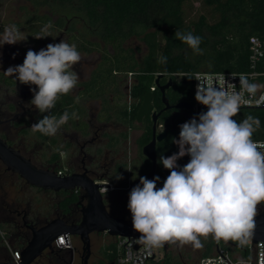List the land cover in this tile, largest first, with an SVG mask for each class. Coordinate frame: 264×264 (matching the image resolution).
Segmentation results:
<instances>
[{
  "label": "trees",
  "instance_id": "1",
  "mask_svg": "<svg viewBox=\"0 0 264 264\" xmlns=\"http://www.w3.org/2000/svg\"><path fill=\"white\" fill-rule=\"evenodd\" d=\"M24 1L26 5L20 7L19 16L10 22L28 36L24 43L35 47L52 38L33 37L46 23L51 22L53 37L63 36L64 41L74 44L80 54H98V60L88 77L79 80L72 92L62 96L48 113L59 117L65 111L69 114L75 111L79 119H70L55 136H44L31 131V125L45 115L35 110L25 132L28 135V149L38 151L40 155L36 157L37 153L30 154L29 158L39 168L55 164L56 171H65L71 167L62 160L61 152H74L76 155L72 142L74 136L78 134L84 139L97 125L103 127L100 129L102 141L91 144L88 152L94 156L90 168L103 175L91 178L105 180L114 187L127 190L141 176L146 177L151 169V161L142 154V147L152 138L153 121L150 116H145L140 123L136 122V113L144 95L151 93L153 109L158 113L156 133L167 130L165 138L157 141L155 148V177H160L157 182V188H160L169 170L159 163V159L178 151L173 140L179 138V125L207 109L165 108L158 86L171 80L164 91L168 104L187 102L193 105V73L201 70L248 71L249 37L264 34V0ZM175 31L191 32L200 37V53L178 39ZM133 39L144 47L140 58V48L129 45ZM30 86L36 88L35 85ZM94 101L97 103L95 110L87 104ZM248 115L260 120V128L252 139L264 140V109L240 108L234 119L239 122ZM90 122L93 127H90ZM133 129H139L141 134L135 140L136 156L130 158L128 140ZM186 157L177 161L180 167L185 165ZM28 195L29 210L39 220L51 219L56 209L71 217L73 204L80 197V194L62 191L56 203L55 195L31 186H28ZM79 218L80 215L75 220H64L76 223ZM114 239L111 237L99 248L94 264H116L119 251ZM199 239L202 246L198 247L196 261L217 245L242 257L249 256L247 243L241 244L235 240L217 242L212 235ZM16 250H21V244H17ZM48 257L50 264H69L71 258L67 250L59 248H54V253ZM187 257L189 259L190 255ZM183 263L181 255L167 250L160 260L148 262Z\"/></svg>",
  "mask_w": 264,
  "mask_h": 264
},
{
  "label": "clouds",
  "instance_id": "2",
  "mask_svg": "<svg viewBox=\"0 0 264 264\" xmlns=\"http://www.w3.org/2000/svg\"><path fill=\"white\" fill-rule=\"evenodd\" d=\"M51 28V22L46 23L33 37H53ZM175 36L200 53V37L179 31ZM27 37L15 24L8 25L0 32V48L25 42ZM80 60L76 46L62 39L38 52L29 49L22 64L4 71L21 84L36 86L30 88V103L45 115L31 125L33 133L55 136L70 119H79L75 111L59 117L48 113L77 86L74 66ZM222 79L223 86L197 84L194 98L207 110L179 125V138L173 140L178 151L160 157L159 163L169 170L163 186L157 188L159 176L151 180L141 176L129 193L133 230L148 249L177 242L201 247L199 237L209 235L217 242L245 244L252 236L257 206L264 202V144L252 139L260 128L259 118L248 115L238 122L234 117L242 103L251 102L244 93L255 98L257 106L264 105V84L250 83L241 74L242 91H237L235 84ZM186 155L190 159L180 167L177 161Z\"/></svg>",
  "mask_w": 264,
  "mask_h": 264
},
{
  "label": "water",
  "instance_id": "3",
  "mask_svg": "<svg viewBox=\"0 0 264 264\" xmlns=\"http://www.w3.org/2000/svg\"><path fill=\"white\" fill-rule=\"evenodd\" d=\"M170 84L171 80H168L166 84L158 86L162 93V102L165 108L177 110L203 109L200 107L196 109L194 105L187 102L169 105L164 91ZM151 97L150 92L144 95L136 113L137 123H140L145 116H150L153 121L152 138L142 147V154L151 161V169L146 176L149 180L155 177L156 142L161 141L167 134L166 129L156 133L158 113L153 109ZM260 108L264 109V105ZM0 160L9 170L19 174L20 177L32 186L53 191H72L74 189L82 191L78 200V204H81L78 222L68 223L62 217H55L39 228L29 226L31 237L27 245L20 251V259L17 262H0V264H32L44 251H53L52 243L60 235H63L65 245H69L66 234L78 237L82 245L80 264H88L91 254V233H107L111 237L139 238L140 234L133 230L131 217L114 216L107 211L102 189H108L110 187L109 182L94 180L86 171L59 176L54 171L39 169L29 159L23 157L19 151L11 148L1 139ZM248 240L252 243L264 241V210L257 211L255 227L252 236ZM169 244L165 243L162 247L166 249ZM72 260L73 255L70 258V261Z\"/></svg>",
  "mask_w": 264,
  "mask_h": 264
},
{
  "label": "flooded vegetation",
  "instance_id": "4",
  "mask_svg": "<svg viewBox=\"0 0 264 264\" xmlns=\"http://www.w3.org/2000/svg\"><path fill=\"white\" fill-rule=\"evenodd\" d=\"M2 31L3 29L0 27V32ZM1 51L4 52L5 57H11V63L12 61H15L16 64L19 65L20 62L12 56L13 51L11 47L9 48L8 45H4L2 48H0V52ZM6 70L7 69L4 71ZM12 81L14 82L13 85L11 84ZM20 88L27 89L26 94L28 92H33L29 90V88H33L30 85L21 84L19 81H16L13 77L9 76L5 72L0 71V139L11 148L19 151L23 157L31 161L28 155L37 153L36 157H39L40 154L38 151L28 149V135L25 131L29 128L32 118H30L31 113L23 106L26 94L25 91L22 89L20 90ZM16 93L18 95L19 93L22 94L20 100L15 99L14 96L17 95ZM35 110L36 109L34 108L33 114ZM90 127H93L91 122ZM100 129H103V127L100 128L96 125V128L91 131V134L84 139H81L78 134L74 136L72 142L75 145L76 155L74 152H61L62 160L66 162L71 168L62 171L59 176L72 173H82L86 171L90 177H102L103 174H98L90 168L94 156L88 152V147L91 144H93L95 141H102L100 138L102 131H100ZM78 155L81 156L79 159ZM189 159V156L186 157L185 164L186 160ZM32 164L34 163L32 162ZM39 169L51 170L56 174L58 172L55 170V164H52L47 168ZM28 186L41 189L43 192H50V194L55 195L56 203L59 200V193L62 192V190H45L28 184L22 177H20L19 174L9 170L7 166L0 160V262L11 261L10 253L11 251L16 250L17 244H21V250L27 245L31 237V229L29 226L39 228L47 221L55 217H62L66 220H75L77 219V216L80 215L81 204H78L77 201L73 204V214L71 217L66 216L59 209H56L51 219H36L33 212H30L31 210H29L30 199L28 195ZM66 192H74L80 195L82 194L80 193L82 192L80 189H74L72 191ZM108 192L110 191L104 192V195ZM104 202L106 208L108 205L114 203H110L106 198H104ZM33 206L34 205H32V207ZM263 208V202L257 206V209ZM20 236L22 237L20 238ZM170 246H173V244L170 243L167 247ZM51 253H54V248L52 252L44 251L32 264H50L48 256ZM194 261V263L197 264L198 261Z\"/></svg>",
  "mask_w": 264,
  "mask_h": 264
},
{
  "label": "built area",
  "instance_id": "5",
  "mask_svg": "<svg viewBox=\"0 0 264 264\" xmlns=\"http://www.w3.org/2000/svg\"><path fill=\"white\" fill-rule=\"evenodd\" d=\"M249 70L246 72H212V71H196L192 75L193 95L195 97L197 84L200 82L203 86L210 87L213 84L223 86V79L229 83L236 85L237 91H242L239 84V76L244 74L247 76L250 83L264 84V34L252 35L249 37ZM153 89V87H151ZM231 91V88H229ZM264 92V90H261ZM257 93V98L261 94ZM245 99H250L248 104H241V108H260L255 103V98H250L247 93H244ZM195 108H206L205 106L197 103L194 98ZM260 144H264V140H254ZM264 150V149H262ZM61 170L57 172L61 174ZM116 188L110 183L107 191L115 190ZM103 193L106 189H102ZM258 210V209H257ZM68 244L65 245L63 235L58 236L52 243L53 248L65 249L73 255L74 259V243L72 236L66 234ZM117 250L119 254L116 259V264H148L149 261L160 260L163 253L158 251V248L148 249L145 244L135 238L114 237ZM249 256L242 257L237 252H233L221 246H216L209 254L201 256L197 264H264V241L252 243L247 241ZM11 261L17 262L20 259V251L13 250L10 253ZM73 264V260L69 262Z\"/></svg>",
  "mask_w": 264,
  "mask_h": 264
},
{
  "label": "rangeland",
  "instance_id": "6",
  "mask_svg": "<svg viewBox=\"0 0 264 264\" xmlns=\"http://www.w3.org/2000/svg\"><path fill=\"white\" fill-rule=\"evenodd\" d=\"M26 5V2L24 0H0V27L4 29L6 26L10 25V22L13 20H16L17 17L19 16L20 12V7ZM64 40L63 36H57V37H52L46 40L44 43H42L39 46H32L30 44H26L24 42L17 43L15 45H8V47L12 48L13 54L12 56L16 58L20 63H23L24 57L26 52L31 49L33 51H39L42 48H45L46 45L49 43H59L61 40ZM130 46L133 47H139L140 52L138 54V58H140L141 53L144 51V47L141 43H139L137 40L133 39L129 43ZM98 60V54L97 53H91L89 55H83L81 54V60L80 62L74 66V70L78 73L79 75V80L86 79L91 71V69L95 66L96 62ZM16 62L12 61L11 63V57L7 56L5 57L4 52H0V71H3L5 69H8L10 66H16ZM22 88H20L21 90ZM33 89V88H31ZM23 91H26L27 89H22ZM30 90V88H29ZM17 94V93H16ZM15 95V94H14ZM15 99H21L22 94L19 93L16 96H14ZM33 98V92H28L25 97V101L23 102V106L31 113L30 118L33 116V110L34 107L31 105L30 101ZM89 106L93 108V110L96 109L97 103L94 102H89L87 103ZM130 142V140H129ZM128 155L130 158H133L136 156V147L128 143ZM81 156L78 155V159ZM189 160H186V164L188 163ZM137 184H139V181H134L133 186L127 190L126 188H117L115 190H112L108 192L107 194L104 195V198H106L110 203L114 202L107 207V211L114 216H126V217H131V213L129 212L127 208L128 204V198H129V193L133 187H135ZM114 186V185H113ZM41 198H44L42 194H40ZM111 236L106 235L104 233H91L90 234V249H91V254L88 259V264H94L96 261V257L98 254L99 248L106 244L110 240ZM73 243H74V259H73V264H80V256H81V242L78 239V237H72ZM198 247H196L194 244H185V245H179L177 242L176 244H173V246L167 247L165 250L171 251L174 254H179L181 255V258L183 260V264H195L194 260L198 251ZM158 251L160 253H163V247H159ZM187 255H190V258L188 259Z\"/></svg>",
  "mask_w": 264,
  "mask_h": 264
},
{
  "label": "crops",
  "instance_id": "7",
  "mask_svg": "<svg viewBox=\"0 0 264 264\" xmlns=\"http://www.w3.org/2000/svg\"><path fill=\"white\" fill-rule=\"evenodd\" d=\"M140 134H141V131L139 129L131 130L130 133H129L130 142L128 140V143L136 147L135 140ZM136 152H137V147H136Z\"/></svg>",
  "mask_w": 264,
  "mask_h": 264
}]
</instances>
